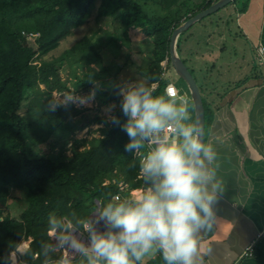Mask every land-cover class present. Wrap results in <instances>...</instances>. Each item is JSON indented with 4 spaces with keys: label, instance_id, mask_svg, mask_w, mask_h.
<instances>
[{
    "label": "trees",
    "instance_id": "trees-1",
    "mask_svg": "<svg viewBox=\"0 0 264 264\" xmlns=\"http://www.w3.org/2000/svg\"><path fill=\"white\" fill-rule=\"evenodd\" d=\"M215 1L0 0V202L6 203L10 198L25 202L18 217H13L6 208L1 211L0 264L19 263L14 261V256L19 246L22 250L28 246L23 242L27 238L23 237L29 235L36 242L34 245L30 242L28 251L20 257V263L60 264L62 254L53 247L49 228H58L61 236L69 231V223L76 229H83V223L90 220L98 204L102 212L109 203H120L113 196L120 191L121 182L129 186L124 195H128L130 189L151 186L140 175L141 158L135 156V149L125 151L129 137L122 128L128 118L121 109L122 95L119 93L123 86L116 77L111 76L109 81L101 79V84L96 85L110 114L95 116L78 127L83 130L94 123L101 124L98 136L78 138L70 132L59 134L68 120L82 112L71 101L50 102L38 109L40 115L21 112L28 92L38 86L44 85L50 99L54 91H70L61 75L63 62H68L76 74L101 60V53L89 35L60 56L47 58L49 52L75 28L85 24L97 7V19L110 16L119 20L125 33L141 29L152 37V60L139 73L146 79V86L157 83L154 96L164 95L169 79L162 76L161 62L166 56L170 59L172 32ZM186 32L178 39L179 51ZM25 33H39L40 36L34 39L25 37ZM183 60L187 64L186 58ZM177 79L176 83L190 97L189 122L195 123L189 89L181 77ZM200 90L207 125L213 115L210 107L213 101L204 96L201 87ZM112 117H116L119 124L112 123ZM51 137L59 138L53 145L59 148L52 153L39 154L31 147L32 141L44 143ZM145 146L146 142L142 148ZM50 217L55 219V225L49 223ZM69 264H87V258L79 255ZM144 264L166 262L159 253L157 258Z\"/></svg>",
    "mask_w": 264,
    "mask_h": 264
},
{
    "label": "crops",
    "instance_id": "crops-1",
    "mask_svg": "<svg viewBox=\"0 0 264 264\" xmlns=\"http://www.w3.org/2000/svg\"><path fill=\"white\" fill-rule=\"evenodd\" d=\"M212 14L211 19H201L198 21L201 24L197 22L187 30L178 50L181 57L191 61L190 64L200 73L207 65L203 60L214 53L211 41L215 35H219L221 41L226 37L234 41L230 55L229 46L216 44L222 54L223 75L235 72V76L228 79L223 93L208 84L207 74L201 78L206 98L213 101L210 106L213 115L205 128L204 143L210 144L217 153V175L223 189L218 193L213 229L199 237L201 256L203 264H264V52L259 50L264 46V0H235ZM101 18L114 19L110 16ZM88 22L96 24L97 17L92 15ZM97 30L93 26L92 36H97ZM131 32L128 31L127 36H131ZM140 33L143 36H137L135 46L144 42L147 36L143 31ZM96 36L92 40L101 53V60L92 65L103 71L102 79L123 74L132 84L146 81L140 73L126 77L127 66L115 72L112 70L113 73L110 66L114 56L97 44ZM130 46L128 52H132ZM172 78L175 82L178 80L176 75ZM177 85L179 95L188 101L191 114L190 97L181 85ZM215 166V163L209 165ZM29 239L23 241L28 244L25 250L17 252L23 255L28 251L32 237ZM249 246H252L250 255L246 254ZM158 254L145 257L144 263L151 262Z\"/></svg>",
    "mask_w": 264,
    "mask_h": 264
},
{
    "label": "clouds",
    "instance_id": "clouds-1",
    "mask_svg": "<svg viewBox=\"0 0 264 264\" xmlns=\"http://www.w3.org/2000/svg\"><path fill=\"white\" fill-rule=\"evenodd\" d=\"M154 91L144 82L120 90L121 109L128 118L122 128L129 137L125 151H139L145 141L154 145L139 169L151 186L129 197L128 203H109L100 213L108 230L86 226L88 245L70 238L64 241L86 257L87 264H144L145 257L157 253L166 264H203L199 237L213 229L218 193L223 190L217 153L203 142L198 122L184 123L191 119L186 97L172 85L164 95L154 96ZM94 98L93 92L80 100L86 103ZM111 120L119 124L116 117ZM49 223L56 221L50 217ZM49 232L55 236V227ZM60 264L69 261L62 258Z\"/></svg>",
    "mask_w": 264,
    "mask_h": 264
},
{
    "label": "rangeland",
    "instance_id": "rangeland-1",
    "mask_svg": "<svg viewBox=\"0 0 264 264\" xmlns=\"http://www.w3.org/2000/svg\"><path fill=\"white\" fill-rule=\"evenodd\" d=\"M97 5H99V2L97 3ZM92 15L96 17L97 7L94 8ZM212 15L213 14H210V16H206L205 18H203V20L207 21L208 19H211L213 17ZM197 24H201V23L198 22ZM93 26L99 29L97 30V36L94 35L97 37V44L106 50L108 49L109 55H111L112 53L114 56L113 60L111 61L112 64L110 66L111 71L114 70L115 72L121 70L122 67L126 68L127 66V68H129L128 70L129 72L127 73L128 75L125 76L133 77L135 74L139 75L140 69L142 67H147L150 61L152 60V49H153L152 37L147 35L144 38V42L138 43L135 46L136 41L134 42V40L137 39V36L139 35L143 36L142 33H140L142 32L141 29H132L131 36L129 35L127 36V33L122 32L121 23L119 22V20L112 18H99L97 19L96 24L94 23L89 24V22L87 21V23H85L81 28L79 29L75 28L76 30L72 32V35L67 36L66 38L61 40L59 46L54 50L50 51L46 57L52 58L62 55L75 42H77L86 35H89L91 38H93L94 36H92L93 34H91V31L93 30ZM220 28L219 31H221ZM105 34H107L108 36H106ZM100 37H102V39H100ZM211 42H213L211 43V48L214 51V53L211 57H208L207 59L203 60V62L207 63V65L204 67L202 72L199 73V71L196 70V68L190 64L191 61H187V66L190 67L191 70L194 72L195 78L198 84L200 85V87L202 88L205 97H206L205 88L203 87L204 85L201 82V78L203 74L208 75V84H210L211 87L221 91V93H223L222 91L225 90L224 87L226 86V84L228 85L229 83L228 79L233 78L235 76L234 71L232 74L225 73V75H223L222 72L223 60L221 59L222 54L220 52V49L216 47V44L217 45L223 43L226 44L224 46H229V50H230L229 55H230L232 50L234 49L233 47L234 41L231 40L229 37H226V40L221 41L219 35H215ZM129 45H132L130 46V50L134 52L135 55H133L132 52H128ZM138 49L139 52L136 53ZM233 55L234 54H232V57ZM210 64H214V65L210 66ZM231 67L235 69L234 66ZM101 72L103 71L96 70L95 68H93V65L91 64L90 68L84 71L78 70L77 73L75 74L74 68L71 67L68 64V62H63L61 65V75H62V79L65 82H67V84L69 85L70 91H63V92L54 91L53 96L50 99L46 95L44 85L38 86L37 88L32 89L28 92V97L23 102L21 112L25 114L33 112L36 115H40L38 109L40 107L48 106L50 102L54 104V103H67L71 101L75 107L81 108L82 112L80 115L76 116L75 118L68 120L65 124V127L60 128L59 134L60 133L66 134L70 132V133H74L75 136L78 138L87 137V136L88 137L98 136L100 135V132H98V128L101 125L97 123H94L91 126H89V128H85L83 130H80L78 127L81 126L83 123H86L87 121L93 119L95 116H105L107 114L108 115L110 114V109L104 103H102V95H98L96 90V85H100L101 84L100 80L103 78V73ZM175 75L178 77L177 74ZM121 76L123 77V74L122 75L117 74V76H112V77L114 78L116 77L117 80L122 84L123 88L126 89L127 85L132 83L126 81L124 77L121 78ZM99 78L100 80L98 81ZM109 80L110 79H108L107 81ZM169 81L172 80L169 78ZM122 82H127V83H122ZM177 86H179V84ZM93 92L95 93L94 99L88 100L86 103H81L80 98L82 97L87 98ZM69 95H72L73 99H68ZM58 139L59 138L53 139L51 137L49 140H47L44 143H37L32 141L30 144L33 150L37 151V153L48 155L59 148L58 145H56V147H53L55 141H57ZM146 149H147L146 146L145 148H141V150H143L147 154L148 152ZM24 205H25L24 201L14 198H10L8 201H6V203L0 202V226L2 220L1 211L3 209L6 208L13 217H18L23 211ZM100 213L101 212L97 213L92 219H90L91 221H93L92 230H94L95 227V231L105 232L109 226L106 224L105 220L101 219ZM70 234H71L70 232L67 233V236ZM85 235L88 236L87 237V241H88L90 237V232ZM72 236L74 240H77L76 235L72 234ZM55 237L58 239V241L64 238V236H61L58 233L55 235ZM29 238L25 240L30 241ZM57 245L58 243H56V249L60 251ZM18 251L21 252L20 248L18 249ZM15 260H16V256H14V261Z\"/></svg>",
    "mask_w": 264,
    "mask_h": 264
},
{
    "label": "water",
    "instance_id": "water-1",
    "mask_svg": "<svg viewBox=\"0 0 264 264\" xmlns=\"http://www.w3.org/2000/svg\"><path fill=\"white\" fill-rule=\"evenodd\" d=\"M235 0H217L214 3H212L209 7L206 9L196 13L194 16H191L189 19L185 20L181 25L176 27L171 35V41H170V60L171 64L176 72V74L181 77L184 82L186 83L191 99L194 104V112H195V118L196 122L199 123L201 127V133H202V140L204 142V135H205V128H206V118H205V106L203 101V96L199 87V84L187 66V64L184 62L183 58L178 52V39L182 33L187 31L191 28L195 23L203 19L204 17L218 11L219 9L225 7L229 3ZM100 205L98 204V208L95 210V212L91 215L90 219H92L97 213L100 212L99 210ZM106 222V221H105ZM56 233L58 232V228L55 229ZM55 240V241H54ZM53 247L56 248L57 240L54 239Z\"/></svg>",
    "mask_w": 264,
    "mask_h": 264
},
{
    "label": "built area",
    "instance_id": "built-area-1",
    "mask_svg": "<svg viewBox=\"0 0 264 264\" xmlns=\"http://www.w3.org/2000/svg\"><path fill=\"white\" fill-rule=\"evenodd\" d=\"M27 36H29V37H33L34 39H37L39 36H40V34L39 33H25V37H27ZM259 50H260V52H264V46H262V47H260L259 48ZM161 65H162V76L163 77H165V78H170L172 81H169V84H168V86L169 85H172L174 88H175V90L177 91V93H178V95H179V91H178V88L176 87V82L173 80V78H172V76H175V74H176V72H175V70H174V68H173V66H172V64H171V61H170V59H169V57L168 56H166L165 57V59L161 62ZM172 71V72H171ZM175 72V73H174ZM167 86V87H168ZM155 87H157V83H153L152 84V88H155ZM165 135V133H163L162 135H161V137H163ZM168 135H171V133H168ZM146 142V148H147V152H149V151H151L152 150V148L154 147V145L153 144H150V143H148L147 141H145ZM148 154V153H147ZM143 150H139V151H137L136 149H135V156H137V157H140L141 158V160L147 155ZM129 186H128V184H126V183H123V182H121L120 183V191L117 193V194H115L114 196H113V199L115 200V201H118V202H123V201H127V200H129V197H136V196H139L140 195V193H141V190L142 189H144V187H142L139 191H140V193H136V190L135 189H138V188H135V189H130V192H129V194L128 195H124L123 193L125 192V191H127V190H129V188H128ZM150 187V186H149ZM69 225V231L67 232V233H71L70 235H68L67 236V234L64 236V238H62L61 240H59L58 241V239L55 237V236H53L52 235V238H53V240L54 239H56L57 240V243H58V248L60 249V252H61V254H62V258H67L68 259V261H71V260H74V259H76L79 255H81V254H79L76 250H75V247H69L68 246V244L67 243H64V241L66 240V239H68V238H70L71 240H73V241H77V242H79V243H83V244H85V245H88L89 243H90V237H89V240L87 241V235H85V234H88L90 231H88V230H86V226H87V228H90V229H92V227H93V221H91V220H89V221H85L84 223H83V229H76V228H74L73 226H72V224H68ZM94 230H95V227H94ZM58 233V232H57ZM56 233V234H57ZM72 234H74V235H76V237H77V240H74V238H73V236H72ZM30 236V235H29ZM29 236H25V237H23V239H25V238H27L28 239V237ZM36 242V239L34 240V238H33V241H32V245H34V243ZM18 247V246H17ZM16 247V248H17ZM15 248V249H16ZM251 248H252V246H249L248 248H247V250H246V254H248V255H250V254H252V252H251ZM16 253H18V254H15V256H16V262H19L20 263V257H21V255H22V253H20V252H16ZM38 254H35V256H37ZM7 260H8V256H7ZM9 264H11L10 262H9ZM20 264H22V263H20Z\"/></svg>",
    "mask_w": 264,
    "mask_h": 264
}]
</instances>
